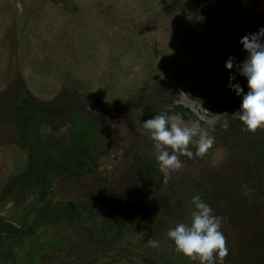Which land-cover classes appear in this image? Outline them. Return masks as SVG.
Segmentation results:
<instances>
[{"label": "rangeland", "instance_id": "rangeland-1", "mask_svg": "<svg viewBox=\"0 0 264 264\" xmlns=\"http://www.w3.org/2000/svg\"><path fill=\"white\" fill-rule=\"evenodd\" d=\"M261 27L264 0H0V214L23 221L25 209L5 198L13 194L7 182L27 164L20 127L33 104L54 116L40 119L51 131L70 132L74 116L103 125L95 144L109 148L103 164L85 178L60 177L53 187L56 207L83 202L85 223L96 228L134 189L140 154L157 161L137 120L177 113L214 137L203 157L182 156L181 169L165 174L157 161L164 184L148 194L149 211L141 221L135 214L123 242L96 243L58 216L12 247L17 263L198 264L166 234L191 223L192 197L199 195L223 218L224 264H264V170L254 165L264 161L262 135L245 130L242 97L228 87L235 74L233 83L247 91L246 78L235 65L225 67L230 56L236 64L246 58L239 41ZM233 129L249 133L253 145L230 141Z\"/></svg>", "mask_w": 264, "mask_h": 264}, {"label": "trees", "instance_id": "trees-1", "mask_svg": "<svg viewBox=\"0 0 264 264\" xmlns=\"http://www.w3.org/2000/svg\"><path fill=\"white\" fill-rule=\"evenodd\" d=\"M53 117L35 104L32 115L22 113L19 145L26 154L29 167L27 169L26 164L20 178L7 182L6 189H13V194L8 195L5 201L18 203L25 209L23 221H16L24 228H17L0 220V263L18 264L12 247L19 245L24 237L30 236L40 223L55 221L58 216H65L66 222L96 243L104 246L121 243L135 214H138V221H141L145 212L149 211V206L146 205L148 194L164 184L162 180H158L160 170L157 161L151 156L141 157L137 170L132 173L134 189L120 199L114 210L103 214V222L98 228L92 222L85 223V214L81 209L83 202H65L56 207L53 204L55 181L60 177L79 179L95 173L103 164L104 158L109 156V148L95 147L105 134L99 121L74 116L67 121L68 127L72 128L70 132L62 129L51 131L48 123L41 124L43 120L40 119ZM259 131L262 140L257 146L264 149V130ZM228 132L230 141L240 145H253L249 133L243 129ZM263 163L261 161L254 165L258 170H264ZM31 213L34 214V219L26 226L25 221Z\"/></svg>", "mask_w": 264, "mask_h": 264}, {"label": "clouds", "instance_id": "clouds-1", "mask_svg": "<svg viewBox=\"0 0 264 264\" xmlns=\"http://www.w3.org/2000/svg\"><path fill=\"white\" fill-rule=\"evenodd\" d=\"M239 43L247 53L239 64L230 56L225 67L236 71L247 81V91L240 83H233L236 75L229 77L228 87L241 96L239 120L245 130L255 132L264 129V27L255 33L244 35ZM138 116L143 113H137ZM143 132L150 134L156 150V159L165 174L183 167L182 156L203 157L214 143V137L199 124H189L182 115L158 113L145 120H137ZM191 146V147H190ZM191 148H195L193 152ZM169 149L171 151H169ZM194 211L191 223H178L170 228L167 237L174 241L175 248L198 264H224L229 255L227 237L222 229V217L214 214L212 207L199 195L192 197ZM152 247L158 241L150 239Z\"/></svg>", "mask_w": 264, "mask_h": 264}, {"label": "water", "instance_id": "water-1", "mask_svg": "<svg viewBox=\"0 0 264 264\" xmlns=\"http://www.w3.org/2000/svg\"><path fill=\"white\" fill-rule=\"evenodd\" d=\"M29 167V163H27V169ZM0 220L2 221H6V222H9L11 223L12 225H14L15 227L17 228H21V225L18 224L16 221H14L12 218L8 217V216H5L3 214H0Z\"/></svg>", "mask_w": 264, "mask_h": 264}, {"label": "flooded vegetation", "instance_id": "flooded-vegetation-1", "mask_svg": "<svg viewBox=\"0 0 264 264\" xmlns=\"http://www.w3.org/2000/svg\"><path fill=\"white\" fill-rule=\"evenodd\" d=\"M103 126V125H102ZM144 139H145V136H143V139H142V143H143V141H144ZM140 159H141V154H140V156H139V158H138V163H139V161H140ZM137 163V164H138ZM134 185V184H133ZM11 218V217H10ZM14 220V219H13ZM14 221H16V220H14ZM18 223V222H17ZM14 226V225H13ZM21 228H24L23 226H21ZM1 235H5V236H7L6 234H1Z\"/></svg>", "mask_w": 264, "mask_h": 264}]
</instances>
